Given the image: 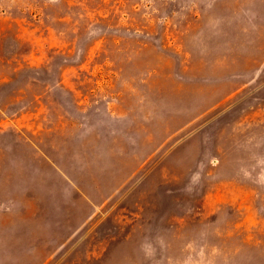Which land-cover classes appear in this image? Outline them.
<instances>
[{"label":"rangeland","instance_id":"rangeland-1","mask_svg":"<svg viewBox=\"0 0 264 264\" xmlns=\"http://www.w3.org/2000/svg\"><path fill=\"white\" fill-rule=\"evenodd\" d=\"M0 264H264V0H0Z\"/></svg>","mask_w":264,"mask_h":264}]
</instances>
